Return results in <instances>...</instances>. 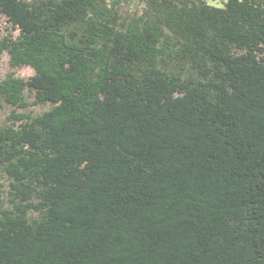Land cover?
<instances>
[{"label": "trees", "instance_id": "1", "mask_svg": "<svg viewBox=\"0 0 264 264\" xmlns=\"http://www.w3.org/2000/svg\"><path fill=\"white\" fill-rule=\"evenodd\" d=\"M207 2L0 0V264H264V0Z\"/></svg>", "mask_w": 264, "mask_h": 264}, {"label": "rangeland", "instance_id": "2", "mask_svg": "<svg viewBox=\"0 0 264 264\" xmlns=\"http://www.w3.org/2000/svg\"><path fill=\"white\" fill-rule=\"evenodd\" d=\"M226 0H208V4L213 7H223V2ZM10 29L7 27L3 19H0V40L7 36L9 33ZM11 71L9 67V58L8 55L5 52H2L0 54V79L3 78L7 73ZM13 72L16 73V75L21 76V77H28L32 74V71L28 68L25 69H18V70H12ZM48 105H41L37 107H32L30 110H34L37 113H41L45 109H47ZM10 109L9 108H4L0 111V123L3 122L6 117L9 115Z\"/></svg>", "mask_w": 264, "mask_h": 264}]
</instances>
